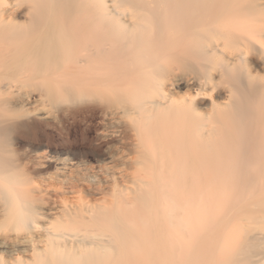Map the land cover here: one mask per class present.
Listing matches in <instances>:
<instances>
[{
	"label": "bare ground",
	"instance_id": "6f19581e",
	"mask_svg": "<svg viewBox=\"0 0 264 264\" xmlns=\"http://www.w3.org/2000/svg\"><path fill=\"white\" fill-rule=\"evenodd\" d=\"M250 41L264 42V0H0V135L39 215L30 237H0L6 264L48 248L74 264H264ZM213 59L237 71L207 76ZM39 126L67 152L27 160L17 143Z\"/></svg>",
	"mask_w": 264,
	"mask_h": 264
},
{
	"label": "clouds",
	"instance_id": "9594fccd",
	"mask_svg": "<svg viewBox=\"0 0 264 264\" xmlns=\"http://www.w3.org/2000/svg\"><path fill=\"white\" fill-rule=\"evenodd\" d=\"M250 44L259 45L264 49V42L250 41ZM237 69L229 68L223 61L213 59L205 68L206 75L212 73H223L227 78L234 74ZM21 168L18 164V155L13 149L9 138L0 135V237H8L10 233L17 236L30 237L31 225L36 228L39 215L36 210L37 201L34 194L29 190L30 181L25 178L22 183L24 191L20 192L13 181V174H20ZM0 264H6L5 259L0 256ZM7 264H21L16 259L7 261ZM32 264H74L72 257L67 253H58L52 248L37 252Z\"/></svg>",
	"mask_w": 264,
	"mask_h": 264
},
{
	"label": "rangeland",
	"instance_id": "374dc122",
	"mask_svg": "<svg viewBox=\"0 0 264 264\" xmlns=\"http://www.w3.org/2000/svg\"><path fill=\"white\" fill-rule=\"evenodd\" d=\"M6 73L7 72H5L4 69L0 70V80L7 76ZM34 89H35L34 87H28V90H30V91H33ZM17 108H20V107L18 106ZM36 121L39 122V119L36 118ZM48 123H50V122H48ZM49 128L51 130L55 129L58 132L62 130L59 128L58 123L57 124H54V123L50 124ZM44 130H47V128H44L42 126L32 127L31 129L28 130V132H30V135L32 136V137H30L29 141H27V142L19 141L17 143L19 152L21 154H23L24 156H26L28 158L27 160L36 161L37 157L42 152L48 153L50 155H57V154L67 152V151H65V146L62 144V142L54 141V140L49 139V138H46V139L41 138L40 133H41V131H44ZM48 131H49V129H48ZM69 149L70 150L68 152L71 151L70 153H71L72 158L85 159V160L90 159L91 160V157L93 155L92 152L88 151V150H82V149L74 148V147H69Z\"/></svg>",
	"mask_w": 264,
	"mask_h": 264
}]
</instances>
